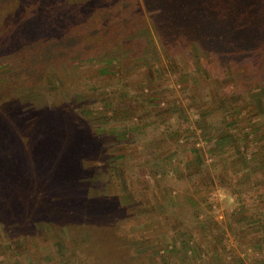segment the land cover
Instances as JSON below:
<instances>
[{
  "label": "rangeland",
  "instance_id": "obj_1",
  "mask_svg": "<svg viewBox=\"0 0 264 264\" xmlns=\"http://www.w3.org/2000/svg\"><path fill=\"white\" fill-rule=\"evenodd\" d=\"M169 1V22L145 0H97L65 33L75 37L18 41L59 2L0 0V114L23 139L15 166L42 134L45 146L61 143L47 151L67 168L59 192L47 191L42 165L34 177L3 168L0 264H227L241 249L264 253V0ZM177 5L205 8L228 34L174 25ZM27 182L34 190L13 207ZM76 194L82 205L64 203Z\"/></svg>",
  "mask_w": 264,
  "mask_h": 264
},
{
  "label": "trees",
  "instance_id": "obj_2",
  "mask_svg": "<svg viewBox=\"0 0 264 264\" xmlns=\"http://www.w3.org/2000/svg\"><path fill=\"white\" fill-rule=\"evenodd\" d=\"M55 1H58L59 4L55 6L54 11L53 10L52 12L50 11L52 14L50 13L49 15L48 13H45V16H43L42 14L46 12V11H43V13H41L40 16L38 15L35 19L29 20V22L26 21L27 22L26 24H24L22 27L16 30L15 36L18 41H19V38L22 36L28 37L30 39H40L42 41L49 40L51 38H53L52 40H55V38L57 37H61L62 39L67 38V36L75 37L74 33H71V34H65V33H67L69 29H71L70 28L71 24L79 23L80 21L83 20V18L87 14L92 13V10L91 9L89 10V7L92 6L93 3H96L97 0H73L72 2L71 1L68 2L66 0L64 2L63 0H55ZM145 1H147L146 2L147 7H150V6L152 7L151 11L154 14L153 16H155L157 19H160L161 21L163 20L164 22H169L167 19H170V15L172 14L166 15V13H168L169 9H171V5L174 1L153 0L151 4H149L148 0H145ZM184 3L186 2L180 3L179 5L185 6ZM192 7L193 8L190 10L188 9L187 6L185 8H180V6L177 5L175 9H177L180 15L181 14L184 15V18L183 19L175 18L178 20L171 19L172 23L174 25L176 23L177 24L180 23L181 24L180 26L184 27L185 30H189L190 32L193 31L194 33L209 31L211 32L210 36H217V37H223L222 36L224 35L223 32L228 34L230 26L228 25L226 26L225 21H216L215 17L213 19H210V17L208 18L207 16H203L204 14L203 12L206 11L205 8H203L202 10H199L198 7L197 8L195 6H192ZM207 13H210V12H207ZM199 14H202V15H199ZM194 15L196 16L198 15L199 17H192ZM249 25L252 26L251 23H249ZM181 27L179 29H181ZM244 39H246L248 43L251 42V40L248 37ZM4 65L6 66L7 63ZM105 71H108L107 67L105 68ZM28 96L29 95H26V94L22 95L24 99L25 97L29 98ZM24 101L27 102L26 99ZM2 103L6 104L7 102L2 100ZM7 106L9 107V105ZM15 111H18V109L9 112V114L15 117V115L13 114ZM17 133H18V129H16L15 124H13L11 121H8L7 119L5 120L4 118H2L0 114V173L1 171L9 172L13 169H15L16 171L18 169H22L25 172H27L26 174L27 176L31 177L32 175H30L29 173L33 171L32 166L39 164L43 166L42 167L43 171L45 172L49 171L48 173L45 174L46 176H49L47 179V182H45L48 188L47 191L52 192L54 191L53 189L57 188L56 190H58L59 192V189L62 188V185L58 184L57 181L60 180L61 175H63L64 171L67 168L64 164L65 161L64 160L61 161L62 156L55 157L54 153H51L47 150L55 149V145H60L61 143L58 141L55 135L53 136V138H51L52 141L50 143L52 144L50 146H45L43 144L44 136L42 134H38L35 137V139L32 137L29 139L27 138L26 143L29 144L28 148H29L31 155L25 160L24 159L21 160L23 167H18L15 165L19 164V162H17V155L18 153H20L21 144L23 143V139L21 141V137L18 136ZM235 138H238L239 140L241 139L239 135H237ZM70 139H72V137H68V139L65 140L66 141L65 143H68V145L75 146L74 142H72V140ZM235 141L237 140L235 139ZM62 144H64L63 141H62ZM190 151H191V154L199 161L200 154L198 153V151L196 149H193ZM47 153H48V157H47ZM45 156H46V159H45ZM27 160H28V163H26ZM53 163H56V165H60V166H53L52 165ZM1 164H4V165H1ZM6 167H11V168L9 171L4 170L3 168H6ZM47 167H48V170H47ZM32 177H34V175ZM52 177L54 179H52ZM0 178H1V174H0ZM43 179H46V178L43 177ZM49 179H52L53 182L49 181ZM28 181H31V180L29 179ZM19 185H20L21 192L19 193L20 189L17 188L16 189L17 195L14 196L13 203H10L12 204L13 207L15 205L18 206V201H19L17 200L18 198L20 199V197H25L26 194L30 190L32 189L34 190V186L32 182H27L26 187H25V184H22V183H19ZM76 196L77 197H74V198L71 196L70 197L67 196V198H65L66 200L64 203H66L67 201L70 204L74 203V205H77V203H79L82 205L81 200H80L81 194L79 195L76 194ZM56 203L58 204L60 203V201L57 200ZM3 207L4 206L0 204V209Z\"/></svg>",
  "mask_w": 264,
  "mask_h": 264
},
{
  "label": "crops",
  "instance_id": "obj_3",
  "mask_svg": "<svg viewBox=\"0 0 264 264\" xmlns=\"http://www.w3.org/2000/svg\"><path fill=\"white\" fill-rule=\"evenodd\" d=\"M261 248V247H260ZM251 248L238 250L237 253L230 254L227 264H264V253L251 254Z\"/></svg>",
  "mask_w": 264,
  "mask_h": 264
}]
</instances>
